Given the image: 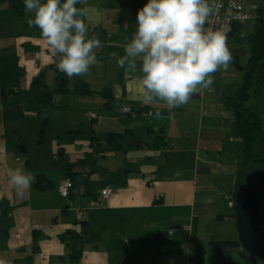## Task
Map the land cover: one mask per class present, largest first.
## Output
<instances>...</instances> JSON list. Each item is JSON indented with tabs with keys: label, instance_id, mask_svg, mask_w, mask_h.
Wrapping results in <instances>:
<instances>
[{
	"label": "crops",
	"instance_id": "obj_1",
	"mask_svg": "<svg viewBox=\"0 0 264 264\" xmlns=\"http://www.w3.org/2000/svg\"><path fill=\"white\" fill-rule=\"evenodd\" d=\"M243 1L249 16L228 34V69L214 73V84L187 104L168 109L144 105L141 74L117 64L148 0L77 5L88 9L86 38L101 46L94 49L99 65L71 78L56 68L40 30L28 26L24 0H0V260L248 264L241 247L212 243L237 239L234 205L225 195L234 196L240 184L253 187L264 233V180L243 164L232 107L264 0ZM246 106L264 128V83ZM17 167L36 178L23 194L9 184V169ZM65 180L63 197L58 188ZM105 187L113 191L101 199Z\"/></svg>",
	"mask_w": 264,
	"mask_h": 264
},
{
	"label": "clouds",
	"instance_id": "obj_2",
	"mask_svg": "<svg viewBox=\"0 0 264 264\" xmlns=\"http://www.w3.org/2000/svg\"><path fill=\"white\" fill-rule=\"evenodd\" d=\"M86 0H24L30 28H38L54 57L56 68L69 78L86 75L99 65L96 38H86L83 17ZM218 0H148L138 10L135 31L117 64L125 72H139V100L144 105L162 102L168 109L189 102L193 94L214 84V73L232 62L228 26L213 27ZM243 35V34H242ZM157 117L160 113H156ZM9 184L23 194L35 175L23 168L9 169ZM0 264H5L0 260Z\"/></svg>",
	"mask_w": 264,
	"mask_h": 264
},
{
	"label": "trees",
	"instance_id": "obj_3",
	"mask_svg": "<svg viewBox=\"0 0 264 264\" xmlns=\"http://www.w3.org/2000/svg\"><path fill=\"white\" fill-rule=\"evenodd\" d=\"M248 39L251 52L245 66L242 68L244 77L237 89L236 99L232 102V107L236 130L243 144V164L251 163L256 170L258 181L261 182L264 180V128H262L261 119L255 109L246 106V102L257 95L262 83H264V14H260L256 18L254 32ZM114 138L116 136L108 135L109 140ZM259 222L260 220L257 218L255 221L257 226ZM212 243L216 246L240 247L237 239L216 240ZM239 256L248 264L257 261L254 256L247 254L242 249L239 250ZM74 258H77V256Z\"/></svg>",
	"mask_w": 264,
	"mask_h": 264
},
{
	"label": "water",
	"instance_id": "obj_4",
	"mask_svg": "<svg viewBox=\"0 0 264 264\" xmlns=\"http://www.w3.org/2000/svg\"><path fill=\"white\" fill-rule=\"evenodd\" d=\"M233 198L238 243L247 254L264 261V233L255 223L258 209L253 187L240 184Z\"/></svg>",
	"mask_w": 264,
	"mask_h": 264
},
{
	"label": "built area",
	"instance_id": "obj_5",
	"mask_svg": "<svg viewBox=\"0 0 264 264\" xmlns=\"http://www.w3.org/2000/svg\"><path fill=\"white\" fill-rule=\"evenodd\" d=\"M218 12L213 18V27H221L228 26L232 30L233 26L239 22H243L248 18L249 14L247 9L245 8V3L243 0H218ZM228 32V34L231 32ZM227 34V35H228ZM123 111H128L127 107H123ZM89 117L91 119H97L98 116L91 112L89 113ZM70 181L65 180L59 188L58 191L61 196L66 197L69 193ZM112 188L105 187L100 191V198L106 199L112 193ZM225 199L227 200L229 206L234 205L233 195H225ZM81 216V211H78L77 217ZM169 234H172L173 231H169ZM127 241V240H124Z\"/></svg>",
	"mask_w": 264,
	"mask_h": 264
},
{
	"label": "rangeland",
	"instance_id": "obj_6",
	"mask_svg": "<svg viewBox=\"0 0 264 264\" xmlns=\"http://www.w3.org/2000/svg\"><path fill=\"white\" fill-rule=\"evenodd\" d=\"M254 182H256V179H254V177H253V178H251V183L254 184ZM234 237L237 238V231H235Z\"/></svg>",
	"mask_w": 264,
	"mask_h": 264
}]
</instances>
